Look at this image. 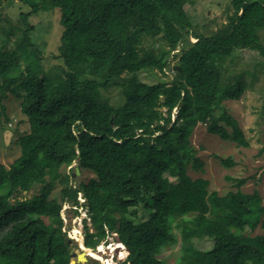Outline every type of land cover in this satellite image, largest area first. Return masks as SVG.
Returning a JSON list of instances; mask_svg holds the SVG:
<instances>
[{
  "label": "trees",
  "instance_id": "1",
  "mask_svg": "<svg viewBox=\"0 0 264 264\" xmlns=\"http://www.w3.org/2000/svg\"><path fill=\"white\" fill-rule=\"evenodd\" d=\"M195 1L21 0L31 9L20 12L23 24L39 10L59 9L62 62L48 72L30 52V30L1 28L0 121L7 94H16L34 141L9 168L0 162V264H72L61 202L72 201L80 215V191L94 228L85 226V245L95 248L107 230L117 231L130 251L122 264H164L158 255L179 240L177 264H264L260 192L219 195L207 178L189 174L204 166L191 144L199 123L248 145L224 104L247 91V72L225 76L222 61L247 47L264 50V0H231L228 22L211 34L199 32L187 11ZM148 38L160 45L145 46ZM177 48L172 78H140L141 71L167 75ZM114 84L123 88L120 106L102 93ZM74 163L95 176L78 182ZM35 183L33 198L9 201L16 185ZM57 185L61 200L51 198ZM256 229L262 232L250 233Z\"/></svg>",
  "mask_w": 264,
  "mask_h": 264
},
{
  "label": "rangeland",
  "instance_id": "2",
  "mask_svg": "<svg viewBox=\"0 0 264 264\" xmlns=\"http://www.w3.org/2000/svg\"><path fill=\"white\" fill-rule=\"evenodd\" d=\"M231 0H196L194 3L187 4V11L197 23V30L201 33L211 34L228 22V17L232 14ZM28 13L31 9L24 5L21 0H0V48L5 37L2 27L10 26L21 27V29L30 30V40L33 46L30 48L32 55L45 65V69L53 73L56 65L62 62L56 55L59 53L63 26L60 21L59 9L39 10L38 13L32 14L28 23L23 24L20 18V12ZM16 33H20L19 30ZM260 41L264 43V30L260 31ZM192 43L198 39L189 36ZM12 38L8 47H13ZM159 39V38H157ZM156 39H146L143 44L149 47ZM262 43V44H263ZM160 45L159 42L154 44L155 47ZM180 48L170 54V67L166 69L167 75L158 70L141 71L140 78L146 82H157L160 79L168 80L175 74L176 62L178 58L175 54L179 53ZM222 69L225 76L235 72H247L248 89L239 100H226L224 102L230 114H232L242 128L248 145H239L234 141L222 139L217 134L210 133L206 124L199 123L191 136V144L198 157L203 161L204 166L200 170H195L190 166L189 174L193 178L205 177L210 181L209 190L216 191L219 195H224L228 191L241 189L246 193L259 191L264 203V50L246 48L234 52V56L222 61ZM173 74V75H172ZM112 104L120 106L124 103L123 88L114 84L107 90H102ZM20 97L9 92L4 101L5 108L2 109V118L0 121V162L9 168L34 141L31 133L30 124L27 116L21 111ZM177 113V109H174ZM174 118V117H173ZM231 159L233 164H224L221 159ZM172 165V159L167 158ZM74 172L78 167L76 163L72 166ZM68 167L66 170H69ZM95 176L91 170H85L84 173L76 174L78 182H87ZM237 179H245L238 184ZM17 181L19 177L17 176ZM12 195L9 197L10 202L16 200H28L37 195L41 185L35 183L29 189H20L18 185ZM19 188V192L18 191ZM61 188L57 185L52 193L51 198L61 200ZM79 202L86 204L85 207L79 206L80 215H77L73 208L72 201L62 203V215L65 217L64 231L70 238L72 254L86 253L88 261L98 260L100 264H122L127 260L130 251L128 247L118 239L117 231L107 230L106 237L98 244L97 247H87L85 245V226L88 225L90 230L94 231L92 218L89 213L87 199L84 193L80 191ZM142 209L138 213L142 214ZM215 211L212 205L210 212ZM243 226L242 223H239ZM79 230V232L76 231ZM262 232V229L251 231V234ZM93 250L87 253L83 249ZM180 239V236H179ZM211 241L202 240V248L209 247ZM180 240L165 248L158 257L163 260L164 264H177L180 257ZM123 253V254H122ZM71 254V256H72ZM72 256V262L77 261V256ZM84 264V262H80Z\"/></svg>",
  "mask_w": 264,
  "mask_h": 264
},
{
  "label": "water",
  "instance_id": "3",
  "mask_svg": "<svg viewBox=\"0 0 264 264\" xmlns=\"http://www.w3.org/2000/svg\"><path fill=\"white\" fill-rule=\"evenodd\" d=\"M75 174H81V170H80V168L79 167H77L76 168V173H74V176H75ZM76 254H72V256H75ZM77 256V261H74L75 263L76 262H87V260H88V258H87V256H86V253H85V251L84 252H81L80 254H78V255H76ZM75 263H73L72 262V264H75Z\"/></svg>",
  "mask_w": 264,
  "mask_h": 264
},
{
  "label": "bare ground",
  "instance_id": "4",
  "mask_svg": "<svg viewBox=\"0 0 264 264\" xmlns=\"http://www.w3.org/2000/svg\"><path fill=\"white\" fill-rule=\"evenodd\" d=\"M76 231L77 232H79V230L78 229H76ZM80 239V242L83 244V249H85L86 251H87V253L89 254V253H92L93 252V250L92 249H90V248H86V246L84 245V243H83V241H82V237H79ZM123 254V253H122Z\"/></svg>",
  "mask_w": 264,
  "mask_h": 264
}]
</instances>
